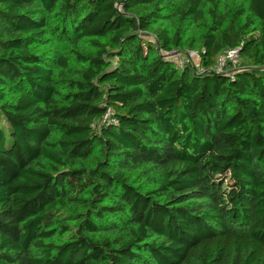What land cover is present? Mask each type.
Wrapping results in <instances>:
<instances>
[{
  "label": "trees",
  "instance_id": "16d2710c",
  "mask_svg": "<svg viewBox=\"0 0 264 264\" xmlns=\"http://www.w3.org/2000/svg\"><path fill=\"white\" fill-rule=\"evenodd\" d=\"M0 264H264V0H0Z\"/></svg>",
  "mask_w": 264,
  "mask_h": 264
},
{
  "label": "built area",
  "instance_id": "2783aa9c",
  "mask_svg": "<svg viewBox=\"0 0 264 264\" xmlns=\"http://www.w3.org/2000/svg\"><path fill=\"white\" fill-rule=\"evenodd\" d=\"M164 55L170 56L172 60L179 66L183 68L187 65H191V62L198 61L200 66V57L198 52H188L187 54H181L179 51H172L168 54L161 52ZM240 64V47H235L232 49L224 50L222 53L218 54L214 64L210 67L209 71L216 74H226L232 75L233 71L239 67ZM203 69L200 72L203 73ZM109 122L114 123L115 121L111 119V112L108 111L99 121L93 124L94 129H99L101 125L108 124Z\"/></svg>",
  "mask_w": 264,
  "mask_h": 264
},
{
  "label": "rangeland",
  "instance_id": "374dc122",
  "mask_svg": "<svg viewBox=\"0 0 264 264\" xmlns=\"http://www.w3.org/2000/svg\"><path fill=\"white\" fill-rule=\"evenodd\" d=\"M186 34L187 35L192 34L193 36H195V33L192 29L188 30L186 32ZM150 37H152V36H150ZM63 49H65V46L63 44H59V43H56L54 41L49 42L47 40L44 42L43 48H42V50L48 51L49 56L59 55L62 53ZM195 50L196 49H194V50L185 49L183 51H179V53L187 54L188 52H191V51L197 52ZM190 64L193 67H195L197 69V71L200 72L201 68L199 66L198 61L191 62ZM129 177L136 187L143 188L145 190H150V189L155 188L159 175H158V173H156L154 171H147L145 173H140V172L132 173L129 175Z\"/></svg>",
  "mask_w": 264,
  "mask_h": 264
}]
</instances>
